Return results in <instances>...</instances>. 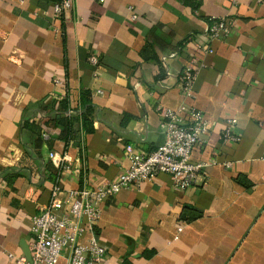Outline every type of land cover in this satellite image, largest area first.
I'll list each match as a JSON object with an SVG mask.
<instances>
[{"label":"crops","instance_id":"1","mask_svg":"<svg viewBox=\"0 0 264 264\" xmlns=\"http://www.w3.org/2000/svg\"><path fill=\"white\" fill-rule=\"evenodd\" d=\"M53 2L0 0V264L29 251L30 217L55 187L113 180L128 146L162 145L161 109L192 106L209 127L192 159L208 166L185 189L159 173L107 200L104 264H264V0H71L61 15ZM211 18L231 21L227 36L208 34ZM227 119L237 142L221 140ZM184 206L201 217L185 221Z\"/></svg>","mask_w":264,"mask_h":264},{"label":"built area","instance_id":"2","mask_svg":"<svg viewBox=\"0 0 264 264\" xmlns=\"http://www.w3.org/2000/svg\"><path fill=\"white\" fill-rule=\"evenodd\" d=\"M52 5L55 13L61 15L65 9L71 8V0H54ZM135 17L134 14L131 15L132 19ZM231 26V21L227 18H211L207 32L211 37L220 34L227 36ZM211 52L210 46H204L198 53ZM89 61L92 64L98 63L95 56H91ZM199 65L194 60L182 69L178 82L183 93L191 92ZM53 83L61 85L64 81L55 78ZM161 116L160 129L164 135L162 145L148 152L128 146L126 151L130 164L113 180L66 191L55 187L46 205L30 217V260L23 254L9 252V263L104 264L106 248L98 241L95 227L107 200L121 189L138 187L141 182L150 180L159 173L169 174L176 188L192 186L209 164L192 159V152L205 143L209 132L208 122L204 113L193 106L176 110L164 108L161 109ZM234 125V119L226 120L221 133L222 142L239 141ZM43 136L46 137V134ZM49 158L59 167L63 162V157L52 151ZM222 165L227 168L229 163L224 162Z\"/></svg>","mask_w":264,"mask_h":264},{"label":"trees","instance_id":"3","mask_svg":"<svg viewBox=\"0 0 264 264\" xmlns=\"http://www.w3.org/2000/svg\"><path fill=\"white\" fill-rule=\"evenodd\" d=\"M62 104L63 105L66 104V98L63 99ZM87 115H88V112H86L85 115L83 116V124L85 125L89 124ZM57 123L60 124L66 132L70 131L71 126H70V120L68 118L65 117V118L59 119ZM201 215H202V212L194 208L193 206H184L180 217L184 219L185 221L190 222V221H193L201 217ZM151 254H152L151 252L145 253L146 256H150Z\"/></svg>","mask_w":264,"mask_h":264},{"label":"water","instance_id":"4","mask_svg":"<svg viewBox=\"0 0 264 264\" xmlns=\"http://www.w3.org/2000/svg\"><path fill=\"white\" fill-rule=\"evenodd\" d=\"M24 255H25V257H26L28 260H30V256H29V251H28V249H24Z\"/></svg>","mask_w":264,"mask_h":264}]
</instances>
